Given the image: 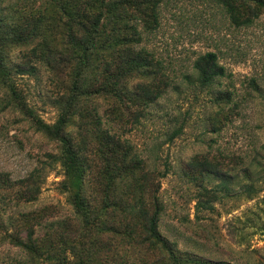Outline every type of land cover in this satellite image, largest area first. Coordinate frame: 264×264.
Listing matches in <instances>:
<instances>
[{"label":"rangeland","instance_id":"rangeland-1","mask_svg":"<svg viewBox=\"0 0 264 264\" xmlns=\"http://www.w3.org/2000/svg\"><path fill=\"white\" fill-rule=\"evenodd\" d=\"M160 22L156 30L144 33L141 45L166 66L172 78L167 92L146 106L127 98L121 104L115 97L84 95L82 112L75 116L69 131L76 142L87 143L91 149L97 139L92 130H97L100 118L102 124H98L122 135L147 168L166 173L160 179L156 171L145 200L150 205L156 199L161 202L159 229L178 249L234 264H264V14L249 27H236L214 0H166ZM22 50L10 52L12 64L22 61ZM208 52L217 53L226 75L213 86L203 87L194 62ZM56 73L38 65L36 72L17 77V88L27 104L50 124L58 119L71 95L74 66ZM140 81L132 78L123 84L133 91ZM223 91L231 92L230 103L216 100ZM235 104L239 107L230 119H223L221 114L220 128L214 125L219 110L224 107L229 111ZM140 112L144 114L141 121L132 123ZM60 153L56 142L35 129L17 99L0 88V171L18 180L39 169L43 178L36 201L20 198L17 187L13 191L0 189V264H58L41 259L34 262L12 242L11 234L27 236L28 213L43 217L42 225L33 223L39 237L52 229L55 241L60 242L62 234L75 244L78 240L88 244L91 239L103 244L114 233L111 226L133 221L130 216L120 217L124 214L119 208L108 206L100 218L102 229L87 232L63 190L67 175ZM89 155L94 158L90 151ZM194 157L220 160L230 174L237 175L230 177V191L220 192L209 209L197 205L199 193L202 186L216 187L220 180L206 176L202 181L196 176L189 166ZM95 164V169L104 167L100 159ZM159 179L162 187L155 189ZM246 184L254 185L251 193L246 191ZM123 189L119 182L110 201L121 199ZM89 191L91 200L102 209L105 194ZM131 198L125 196L126 201ZM64 222H68V229ZM116 238L117 261L122 257L128 264H159L158 260H165L157 252L120 244V238ZM105 254V249L96 250L95 258L105 260ZM68 257L71 260L72 254Z\"/></svg>","mask_w":264,"mask_h":264},{"label":"trees","instance_id":"trees-1","mask_svg":"<svg viewBox=\"0 0 264 264\" xmlns=\"http://www.w3.org/2000/svg\"><path fill=\"white\" fill-rule=\"evenodd\" d=\"M214 1L223 8L231 24L236 27H249L264 14V0ZM165 2L166 0H0V88L6 89L17 99V104L31 117L36 130L59 145V159L67 175L62 186L68 193V201L75 210L78 222L89 233L94 229L100 231L104 226L100 218L108 206L119 208L120 213L124 214L120 217L130 216L133 220L121 222L120 226H111L114 233L103 244L91 241L92 239L88 244H84L83 240H78L75 244L74 240L64 238L62 234L61 241H55L51 236L52 229L39 237L33 223L42 225L43 217L39 213H28L25 218L30 223L27 236L23 237L18 233L10 236L12 242L27 252L34 262L41 259L58 264H128L123 257L117 261L118 236L120 244L140 245L165 257L163 262V258L158 260L159 264H234L213 260L191 251H181L162 234L159 221L163 206L158 199L150 205L145 200V193L154 183L156 171L160 179L166 173L157 168H147L145 160L122 139V135L102 128L99 125L102 120L98 118L97 130H92L96 133V144L90 146V149L89 144L76 142L69 131L75 116L82 112L80 101L84 95L115 97L121 104H125L127 98L146 106L167 92L172 85V78L166 66L152 50L141 45L144 33L153 32L160 26ZM15 48L23 49L22 61L12 64L9 54ZM38 65L55 73L56 70L74 66L71 95L62 107L58 119L52 124L38 116L17 88V77L36 72ZM194 68L203 87L213 86L219 78L226 75V68L220 64L215 52L199 56L194 62ZM132 78L141 81L136 90L129 91L123 82ZM216 100L230 103L231 92H220ZM9 103L12 104V100ZM238 107L235 104L229 111L222 107L214 117V125L217 124L220 128L222 119L218 116L222 114L223 119L228 121ZM142 115V112L136 113L132 123H139ZM89 151L94 158H89ZM96 159L104 162L103 168L95 169ZM189 166L202 181L206 176L220 180L216 187L202 186L197 205L206 209L213 207L212 202L219 198L220 192L230 191V177L237 176L230 174L220 160H210L207 157H194ZM244 172L252 176L249 170ZM10 176L8 172L0 171V189L13 191L17 187L16 194L27 202L39 198L43 183L39 169L18 180H13ZM160 179L155 189H161ZM119 182L124 186L122 198L110 201V195L114 194L112 192H115V186ZM253 186L246 184V191L251 193ZM89 190L105 194V206L102 209L91 200ZM125 196L133 198L126 201ZM63 226L68 229V222H64ZM104 249L106 259H96V250L101 252ZM69 254H72L71 260Z\"/></svg>","mask_w":264,"mask_h":264}]
</instances>
